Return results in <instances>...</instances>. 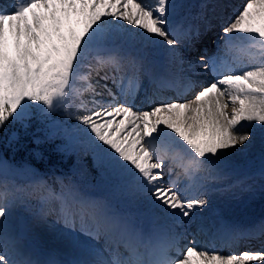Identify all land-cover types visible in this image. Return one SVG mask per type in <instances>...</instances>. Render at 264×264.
Here are the masks:
<instances>
[{
    "label": "snow or ice",
    "instance_id": "1",
    "mask_svg": "<svg viewBox=\"0 0 264 264\" xmlns=\"http://www.w3.org/2000/svg\"><path fill=\"white\" fill-rule=\"evenodd\" d=\"M183 7L180 0L0 3V129L39 120L46 139L58 133L65 151L90 154L165 221L144 230L63 181L57 192L34 178L42 202H59L58 222L91 242L69 239L77 258L46 264H264V248L224 252L195 235L182 244L187 225L203 232L196 218L212 185L226 178L230 150L264 138V0H246L225 18L217 54L199 64L183 56L201 35ZM160 49L167 65L157 70L151 57ZM197 69L210 73L207 83L192 78ZM144 78L155 97L147 109L135 103ZM165 90L173 95L162 97ZM52 113L75 123L41 120ZM14 175L0 160V264H40L10 235L9 218L26 191ZM249 235L264 236V222Z\"/></svg>",
    "mask_w": 264,
    "mask_h": 264
},
{
    "label": "rangeland",
    "instance_id": "2",
    "mask_svg": "<svg viewBox=\"0 0 264 264\" xmlns=\"http://www.w3.org/2000/svg\"><path fill=\"white\" fill-rule=\"evenodd\" d=\"M0 2L9 5L11 0H0ZM180 2H182L184 6L181 14L183 16L186 5L183 0H180ZM231 2L233 3L232 9L230 8L231 4L229 5L226 0H218V4H214V7L211 6L210 8H207L206 15H202L201 18L204 17L209 23L212 22L213 25H219L220 27L222 21L231 16L237 8L246 2V0H232ZM212 7L214 10H212ZM198 12H200V10H198ZM222 13L225 14V16L219 18L218 16H221ZM73 23L76 24L75 18L73 19ZM83 23V18H81L78 26L82 28ZM204 26L206 28V25ZM209 32L210 29H206L205 35ZM217 36L219 37L217 41H220L221 31L218 32ZM212 40L215 42V37L212 38ZM205 47L208 46L206 45ZM195 50L197 51L198 47L195 48ZM182 52L184 58L192 56L199 64L198 61L202 56L197 53L188 52L186 49H183ZM215 53H217V49L214 50L213 54ZM167 55V52L163 49L152 54V59L158 58L163 59L164 61L163 66L156 65L157 70H161L167 65ZM173 70L175 69L173 68ZM201 71L202 69H197L195 75L201 74ZM203 80L205 79L196 81L198 82V85L208 82V78L206 81ZM101 83H103V81H101ZM108 84L109 87H112L110 81ZM145 89L146 95L143 93L144 100H147L150 95L155 99L153 96V86L147 78L142 80V87L139 93ZM163 92H161V96ZM165 92L168 93V91ZM136 101L135 103L138 108L147 109L139 107L140 104ZM41 120H44L45 123L54 121L55 125H60L65 122L68 124L75 123V121L64 117L60 113H52L47 118H41ZM39 123L40 126L37 128L36 132L41 131L42 134L45 135L46 130L44 128V123H41L40 121ZM55 125H51L50 129L54 128ZM55 135V138H60V140H57L60 143L59 145H64L65 142L62 137L58 133ZM69 152H71V160L73 161L72 172L74 175L73 178H70V185L68 187H70L77 195L95 201L101 206L106 207L109 212L120 216L122 215L118 213L116 210L117 208H119L127 217H132L131 214H133L136 217L134 219L138 221L142 220L145 226L151 228L154 225L159 226L165 224V221L160 217V214L149 208L145 198L127 188L124 181L119 179L115 173L110 170L99 168L94 161L91 166L87 154H83L79 150L69 149ZM263 156L264 138L258 136L251 145L245 144L238 146L237 149L230 150L227 157V164L232 163L233 165H237ZM256 169L258 168L254 167L252 171ZM11 173H15L19 177L25 176L24 174L27 176L25 181L14 179L15 184L25 188L26 191L19 194L22 203L18 204L12 210V214L9 218L10 235L15 238L18 248L27 257L38 262V258L45 251V248L52 250L48 253L50 255L47 259L48 261H68L71 257L72 259H76L74 256H77V254L70 251L68 240L79 239L84 246H87V244L91 242L78 233H69L68 230L58 222V212L60 207L58 201L53 200L48 203L42 202L41 197L45 194L44 189L39 187L34 188L32 186L34 178H41L39 177V174H42L41 171L28 163L25 165L19 164L12 169L10 174ZM224 173L226 178L223 181L214 183L212 185V190L208 192L210 198L209 206L200 210L196 218L203 226V232H200L198 226L195 224L187 225L188 239L182 241V244H187L192 239L193 235H195L198 242L204 244L211 242L216 250L222 251V249L219 248L218 243H215L214 236H210L211 240L207 239V237H209V232L212 234L219 232L218 229H222L224 223L231 225L235 224V222L241 220V214L253 210L254 204H261L260 196H264V176L261 175L262 171H255L248 176L239 178L230 176L227 172V167L225 166ZM60 179L63 181L64 177H60ZM181 182L186 183L183 177H181ZM256 209H258V211L255 214H249L247 216V222L252 221L256 224L262 222L264 218V202L260 207H256ZM19 224L23 225V233L20 232L21 229ZM231 229L235 232L238 230L236 228ZM179 230L180 229H178V231ZM58 238H65L66 243L58 242ZM240 239L243 238L240 237L239 240ZM240 243L243 247L251 248V246L245 241ZM97 246L102 247L103 241L101 240L97 242ZM44 254H47V251H45Z\"/></svg>",
    "mask_w": 264,
    "mask_h": 264
},
{
    "label": "trees",
    "instance_id": "3",
    "mask_svg": "<svg viewBox=\"0 0 264 264\" xmlns=\"http://www.w3.org/2000/svg\"><path fill=\"white\" fill-rule=\"evenodd\" d=\"M39 126V120L34 118L27 128L10 121L0 129V160L9 167L10 172L19 164L28 163L46 176L51 172L63 169L69 171L72 168L71 152L65 151L63 145H59L57 140L60 138H55L56 135L46 139L41 131L36 132ZM87 156L92 166V156ZM24 175L20 178L27 177Z\"/></svg>",
    "mask_w": 264,
    "mask_h": 264
},
{
    "label": "bare ground",
    "instance_id": "4",
    "mask_svg": "<svg viewBox=\"0 0 264 264\" xmlns=\"http://www.w3.org/2000/svg\"><path fill=\"white\" fill-rule=\"evenodd\" d=\"M0 3H1V2H0ZM3 5H4V6H7L6 4H3ZM187 60H191V58H188ZM199 70H200V69H199ZM209 74H210V73H209ZM203 77H204L203 75H200V74H199V75H195L194 79H196L197 81H199V80L204 79ZM142 96H143V93H142V95H141V98H142ZM141 98H140V99H141ZM186 98H190V97H186ZM57 241L60 242V243H64V242L66 243L65 238H63V239L58 238Z\"/></svg>",
    "mask_w": 264,
    "mask_h": 264
}]
</instances>
